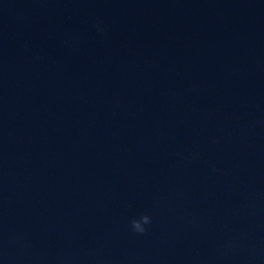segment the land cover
Returning a JSON list of instances; mask_svg holds the SVG:
<instances>
[{"label":"water","instance_id":"95a60500","mask_svg":"<svg viewBox=\"0 0 264 264\" xmlns=\"http://www.w3.org/2000/svg\"><path fill=\"white\" fill-rule=\"evenodd\" d=\"M0 264H264V0H0Z\"/></svg>","mask_w":264,"mask_h":264},{"label":"clouds","instance_id":"9594fccd","mask_svg":"<svg viewBox=\"0 0 264 264\" xmlns=\"http://www.w3.org/2000/svg\"><path fill=\"white\" fill-rule=\"evenodd\" d=\"M152 223V217L147 213H141L130 220V226L134 233L143 235L147 232V225Z\"/></svg>","mask_w":264,"mask_h":264}]
</instances>
